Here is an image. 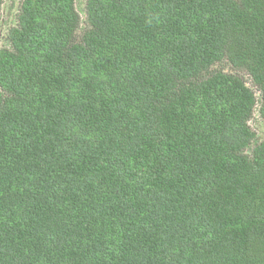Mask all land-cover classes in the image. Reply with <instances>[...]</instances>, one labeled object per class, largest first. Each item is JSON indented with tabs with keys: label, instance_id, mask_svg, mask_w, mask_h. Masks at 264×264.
I'll use <instances>...</instances> for the list:
<instances>
[{
	"label": "trees",
	"instance_id": "1",
	"mask_svg": "<svg viewBox=\"0 0 264 264\" xmlns=\"http://www.w3.org/2000/svg\"><path fill=\"white\" fill-rule=\"evenodd\" d=\"M83 21L24 0L0 50V264H264V0Z\"/></svg>",
	"mask_w": 264,
	"mask_h": 264
},
{
	"label": "rangeland",
	"instance_id": "2",
	"mask_svg": "<svg viewBox=\"0 0 264 264\" xmlns=\"http://www.w3.org/2000/svg\"><path fill=\"white\" fill-rule=\"evenodd\" d=\"M24 0H3L2 10L0 13V50L8 46V32L11 28L17 24V15L20 11L21 4ZM76 8L79 12L81 19L84 18L85 0H76ZM84 22V21H83ZM84 25L78 30V35H81L84 31ZM225 72L239 75L247 86L255 91L257 98L260 96L259 90L252 84L251 78L245 71H235L225 68ZM259 105H257L253 118L249 122V126L256 134V139L259 143L264 142V121L260 117L258 112Z\"/></svg>",
	"mask_w": 264,
	"mask_h": 264
},
{
	"label": "flooded vegetation",
	"instance_id": "3",
	"mask_svg": "<svg viewBox=\"0 0 264 264\" xmlns=\"http://www.w3.org/2000/svg\"><path fill=\"white\" fill-rule=\"evenodd\" d=\"M22 5V4H21ZM20 12V11H19ZM18 15H19V13H18ZM18 15H17V17H18ZM17 25V24H16ZM10 31V30H9ZM9 33V32H8Z\"/></svg>",
	"mask_w": 264,
	"mask_h": 264
}]
</instances>
